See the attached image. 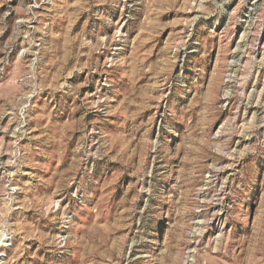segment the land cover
<instances>
[{"label":"rangeland","instance_id":"374dc122","mask_svg":"<svg viewBox=\"0 0 264 264\" xmlns=\"http://www.w3.org/2000/svg\"><path fill=\"white\" fill-rule=\"evenodd\" d=\"M0 264H264V0H0Z\"/></svg>","mask_w":264,"mask_h":264}]
</instances>
